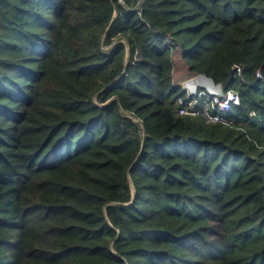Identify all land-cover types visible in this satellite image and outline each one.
I'll return each instance as SVG.
<instances>
[{"label":"trees","instance_id":"16d2710c","mask_svg":"<svg viewBox=\"0 0 264 264\" xmlns=\"http://www.w3.org/2000/svg\"><path fill=\"white\" fill-rule=\"evenodd\" d=\"M0 264H264V0H0Z\"/></svg>","mask_w":264,"mask_h":264},{"label":"built area","instance_id":"2783aa9c","mask_svg":"<svg viewBox=\"0 0 264 264\" xmlns=\"http://www.w3.org/2000/svg\"><path fill=\"white\" fill-rule=\"evenodd\" d=\"M233 80L240 77L241 67L232 68ZM205 76L191 74L180 86L181 97L175 102L174 113L179 117H199L206 125L224 124L228 122L227 115L240 104L239 95L227 88L222 97L209 90ZM256 81L262 80L259 71L255 73ZM232 80V81H233ZM195 82L191 85L190 82Z\"/></svg>","mask_w":264,"mask_h":264},{"label":"rangeland","instance_id":"374dc122","mask_svg":"<svg viewBox=\"0 0 264 264\" xmlns=\"http://www.w3.org/2000/svg\"><path fill=\"white\" fill-rule=\"evenodd\" d=\"M176 50L173 53V62H174V69H173V84L175 86H180L183 81L188 79L191 74L187 71L186 66L181 60L179 53Z\"/></svg>","mask_w":264,"mask_h":264},{"label":"water","instance_id":"95a60500","mask_svg":"<svg viewBox=\"0 0 264 264\" xmlns=\"http://www.w3.org/2000/svg\"><path fill=\"white\" fill-rule=\"evenodd\" d=\"M125 71H126V65L124 66L123 72L121 73L119 78L124 76ZM204 78L207 80L209 90L212 91L218 97H222L224 91L229 87V85L231 84V82L233 80V71L231 70L230 72H228L226 75V78L217 84H215L211 79H209L207 77H204ZM110 85H108L107 87H109ZM142 147H143V144H142ZM142 147H141V151H142Z\"/></svg>","mask_w":264,"mask_h":264},{"label":"bare ground","instance_id":"6f19581e","mask_svg":"<svg viewBox=\"0 0 264 264\" xmlns=\"http://www.w3.org/2000/svg\"><path fill=\"white\" fill-rule=\"evenodd\" d=\"M190 84H191V85H194V84H195V82H194V81H193V82H190Z\"/></svg>","mask_w":264,"mask_h":264}]
</instances>
